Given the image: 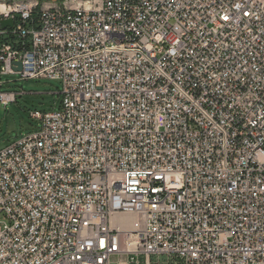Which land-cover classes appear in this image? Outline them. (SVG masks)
Listing matches in <instances>:
<instances>
[{"label": "built area", "instance_id": "obj_1", "mask_svg": "<svg viewBox=\"0 0 264 264\" xmlns=\"http://www.w3.org/2000/svg\"><path fill=\"white\" fill-rule=\"evenodd\" d=\"M58 1L0 0V75L63 86L0 150V264H264V0Z\"/></svg>", "mask_w": 264, "mask_h": 264}, {"label": "rangeland", "instance_id": "obj_2", "mask_svg": "<svg viewBox=\"0 0 264 264\" xmlns=\"http://www.w3.org/2000/svg\"><path fill=\"white\" fill-rule=\"evenodd\" d=\"M0 81L3 82L2 90L16 92V101L7 106L0 104L1 150L38 128L39 122L31 117L32 111H54L61 107L63 86L59 80H21L16 74L0 75ZM167 259L166 255L151 258L153 264H164ZM112 264H118V261L114 260Z\"/></svg>", "mask_w": 264, "mask_h": 264}, {"label": "water", "instance_id": "obj_3", "mask_svg": "<svg viewBox=\"0 0 264 264\" xmlns=\"http://www.w3.org/2000/svg\"><path fill=\"white\" fill-rule=\"evenodd\" d=\"M13 25V19H7V20H2L1 21V27L3 28V29H5V28H7L8 26H12ZM20 65V64H19ZM19 69H20V67H19Z\"/></svg>", "mask_w": 264, "mask_h": 264}]
</instances>
